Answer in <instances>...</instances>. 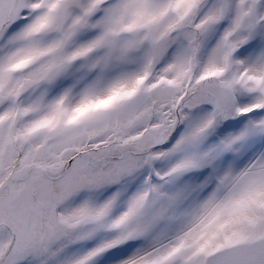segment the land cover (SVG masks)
I'll list each match as a JSON object with an SVG mask.
<instances>
[{
  "label": "snow or ice",
  "instance_id": "1",
  "mask_svg": "<svg viewBox=\"0 0 264 264\" xmlns=\"http://www.w3.org/2000/svg\"><path fill=\"white\" fill-rule=\"evenodd\" d=\"M0 264H264V0H0Z\"/></svg>",
  "mask_w": 264,
  "mask_h": 264
}]
</instances>
